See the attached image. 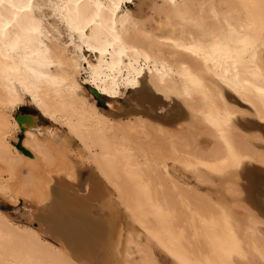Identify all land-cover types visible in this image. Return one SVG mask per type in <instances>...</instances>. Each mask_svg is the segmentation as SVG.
Masks as SVG:
<instances>
[{
    "label": "bare ground",
    "instance_id": "obj_1",
    "mask_svg": "<svg viewBox=\"0 0 264 264\" xmlns=\"http://www.w3.org/2000/svg\"><path fill=\"white\" fill-rule=\"evenodd\" d=\"M100 3L0 59V264H264V0ZM107 18L125 46L87 56Z\"/></svg>",
    "mask_w": 264,
    "mask_h": 264
},
{
    "label": "snow or ice",
    "instance_id": "obj_2",
    "mask_svg": "<svg viewBox=\"0 0 264 264\" xmlns=\"http://www.w3.org/2000/svg\"><path fill=\"white\" fill-rule=\"evenodd\" d=\"M172 2L175 3V0H172ZM6 3L7 9L4 12H0V59L10 62L8 66L9 71H19L21 65L25 68L28 67L29 54L35 55L34 48L43 40L46 31L49 37H52L53 33L60 35L63 33L64 28H67L69 34L73 32L79 33L83 28L97 25V20L101 15L99 9L103 8L100 0H44L43 3L36 5H33V0H27V3L0 0V7H3ZM127 4L131 6L132 0H127ZM118 8V0H113L112 5L106 11L114 15V10H118ZM21 12L25 14L19 15ZM35 12L42 13V20L49 22L47 29L43 25L42 20L36 18ZM65 12H67L66 16L64 15ZM99 27L104 29L97 36L99 46L89 48V52H99L103 55L102 49L108 46L109 40L122 48L125 46L126 37L123 34H116L114 19L107 18L102 20ZM93 32H97L96 27H93ZM70 38L71 36L69 35ZM131 50L135 51L134 48ZM186 51L192 52L194 55L199 54L198 52H194L192 48H188ZM123 54L122 52L121 55ZM223 55L224 58H228L232 55V52L228 49L225 50ZM239 55L240 50L237 51V58ZM84 63L86 64L85 76H87L88 69H92L93 65L88 63L87 60ZM92 76V80L84 79V83L95 85L97 82L94 78V72ZM143 83L141 81V84ZM100 91H104V89L100 88ZM261 91H264V89ZM107 94L111 96L119 95L115 91ZM164 98L167 99V97ZM35 131L43 135L39 128H36ZM27 146V144H24V147Z\"/></svg>",
    "mask_w": 264,
    "mask_h": 264
},
{
    "label": "rangeland",
    "instance_id": "obj_3",
    "mask_svg": "<svg viewBox=\"0 0 264 264\" xmlns=\"http://www.w3.org/2000/svg\"><path fill=\"white\" fill-rule=\"evenodd\" d=\"M140 4H141V0H133L131 6H129V8L132 9V10H135V9L138 8V6H139ZM127 6H128V4H127ZM125 13H126V11H125V9H123V10L120 12V15H125ZM66 34H67V33H66L65 31H63V33H61V35H60V38H61V40H62L63 43L69 41L68 34H67V35H66ZM69 49H71V47H69ZM85 54H87V56H90L91 53H90L89 51H85ZM86 77H87V76H85V73H82V75H81V78H82V79H81V82L83 81V87L85 86L84 88L88 90V86H86V84L84 83V79H86ZM144 85H145L144 83H143V85L140 84V86H139L138 88H135V89L138 90V89H140V88H141L142 86H144ZM135 89H130V90L127 92V94H125V96H123V97H119L118 100L121 101V102H122V101H125V100L127 99V97L129 96V94H130L131 92L135 91ZM97 105L99 106L98 101H97ZM14 115H15V117L18 116V115H33V116H37V117L40 116L39 112L34 108V106H32V105L29 103V100H26V101L23 103V105H21L20 108L17 109V111L14 113ZM39 118H40V117H39ZM41 118H42V117H41ZM42 120H47V119L43 118ZM55 126L60 127V126L57 125V124H55ZM18 134H19V136H18V142H19V141H20V137L22 136V131H20V133H18ZM75 148H76V147H75ZM76 149H77V148H76ZM80 165H81V164H80ZM177 174H179L181 177H183V178L189 180L191 184H194V183H195V181L193 182V179H192V177H191L190 175L182 174L181 171H177ZM218 190H219V188H218ZM219 191H220V190H219ZM219 191H218V192H219ZM213 194L216 195V192H214ZM160 259H161V261H162L164 264H171V263H169L170 260L167 259V258L164 257V256H160ZM252 264H257V263H256L255 261H253Z\"/></svg>",
    "mask_w": 264,
    "mask_h": 264
},
{
    "label": "water",
    "instance_id": "obj_4",
    "mask_svg": "<svg viewBox=\"0 0 264 264\" xmlns=\"http://www.w3.org/2000/svg\"><path fill=\"white\" fill-rule=\"evenodd\" d=\"M28 116L31 117V115H23V117H19L18 121L20 122V124H22L25 121V117H28Z\"/></svg>",
    "mask_w": 264,
    "mask_h": 264
}]
</instances>
